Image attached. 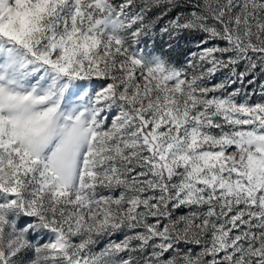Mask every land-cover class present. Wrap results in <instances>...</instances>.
I'll list each match as a JSON object with an SVG mask.
<instances>
[{"label":"snow or ice","instance_id":"6c2138e0","mask_svg":"<svg viewBox=\"0 0 264 264\" xmlns=\"http://www.w3.org/2000/svg\"><path fill=\"white\" fill-rule=\"evenodd\" d=\"M0 264H264V0H0Z\"/></svg>","mask_w":264,"mask_h":264}]
</instances>
